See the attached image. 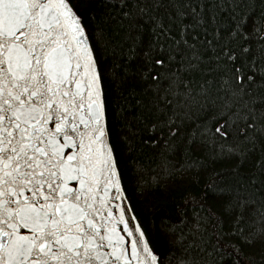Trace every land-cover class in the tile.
I'll return each mask as SVG.
<instances>
[{
    "label": "trees",
    "instance_id": "trees-1",
    "mask_svg": "<svg viewBox=\"0 0 264 264\" xmlns=\"http://www.w3.org/2000/svg\"><path fill=\"white\" fill-rule=\"evenodd\" d=\"M70 2L104 77L109 140L126 204L159 264H264V245L246 242L264 227L255 211H264V120L251 129L236 121L227 138L214 132L241 106L221 111L237 76L252 92L245 100L264 97V40L241 39L228 12L212 21L211 0H193L205 23L184 39L197 60L183 42L176 47L183 24L194 23L191 14L172 23L171 39H158L145 20L133 30L134 42L123 18L130 4ZM166 10L167 0L160 11ZM245 14L249 26L264 24V0H247ZM246 137L256 138L255 150L247 151L253 146Z\"/></svg>",
    "mask_w": 264,
    "mask_h": 264
},
{
    "label": "snow or ice",
    "instance_id": "snow-or-ice-1",
    "mask_svg": "<svg viewBox=\"0 0 264 264\" xmlns=\"http://www.w3.org/2000/svg\"><path fill=\"white\" fill-rule=\"evenodd\" d=\"M121 3L131 5L123 18L134 42L139 36L133 30L145 20L158 39H171L172 23L183 24L191 14L194 23L183 24L176 47L183 42L193 59L200 58L184 39L189 28L205 23L193 0H167L163 13L165 0ZM246 3L211 0V19L228 12L236 36L264 40V24L249 26ZM236 84L221 111L231 112L234 102L241 106L214 129L224 138L236 121L251 129L264 120V97L245 100L252 92L243 76ZM246 140L253 146L247 151L255 150L256 138ZM124 199L109 140L104 77L82 17L70 0H0V264H159L140 228L139 239L129 230ZM255 211L264 221V211ZM246 242L264 245V227Z\"/></svg>",
    "mask_w": 264,
    "mask_h": 264
},
{
    "label": "water",
    "instance_id": "water-1",
    "mask_svg": "<svg viewBox=\"0 0 264 264\" xmlns=\"http://www.w3.org/2000/svg\"><path fill=\"white\" fill-rule=\"evenodd\" d=\"M122 204H123V209H124L125 221L128 224V228L131 232L135 233L136 238L139 239V233H136V228L138 227L137 222L135 221L132 213L130 212V210L126 204L125 199L122 202ZM117 227L122 230L124 225L120 224V225H117ZM122 235L125 236V241L129 243V247H130V239L131 238L127 236V233L122 232Z\"/></svg>",
    "mask_w": 264,
    "mask_h": 264
}]
</instances>
